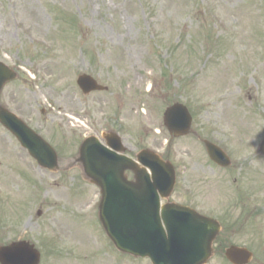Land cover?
Wrapping results in <instances>:
<instances>
[{
    "label": "rangeland",
    "instance_id": "374dc122",
    "mask_svg": "<svg viewBox=\"0 0 264 264\" xmlns=\"http://www.w3.org/2000/svg\"><path fill=\"white\" fill-rule=\"evenodd\" d=\"M0 61L18 73L0 105L60 162L40 168L0 124V246L28 241L40 264H151L107 237L100 189L77 162L86 138L114 132L127 155L149 149L174 166L171 202L234 230L208 264H229L232 244L264 264V0H0ZM82 74L108 91L84 95ZM174 103L193 116L186 137L164 124ZM205 142L234 166L215 165Z\"/></svg>",
    "mask_w": 264,
    "mask_h": 264
},
{
    "label": "water",
    "instance_id": "95a60500",
    "mask_svg": "<svg viewBox=\"0 0 264 264\" xmlns=\"http://www.w3.org/2000/svg\"><path fill=\"white\" fill-rule=\"evenodd\" d=\"M16 78L17 74L0 62V94L4 86ZM78 85L84 94L107 90L88 75L80 76ZM164 121L171 134L181 137L189 133L192 117L185 106L175 104L167 109ZM0 122L41 167L51 171L58 169V157L53 148L1 106ZM106 139L115 152L103 147L96 138H89L81 146L79 161L86 175L102 190L100 219L115 246L124 254L149 258L152 264H206L220 232L219 224L180 205L168 204L161 208L160 196L169 198L175 186L171 164L149 151L141 152L138 160L151 170L154 180L151 182L145 170L117 153L125 151L118 136L107 135ZM207 151L218 165H230L228 157L218 147L207 143ZM128 170L136 174V183L127 181L125 172ZM227 257L234 264H249L252 254L246 249L231 247ZM40 262V252L29 242L0 247V264Z\"/></svg>",
    "mask_w": 264,
    "mask_h": 264
},
{
    "label": "flooded vegetation",
    "instance_id": "af4514ba",
    "mask_svg": "<svg viewBox=\"0 0 264 264\" xmlns=\"http://www.w3.org/2000/svg\"><path fill=\"white\" fill-rule=\"evenodd\" d=\"M254 156H255V157L258 156V153L256 152ZM258 157H259V156H258ZM242 164H243V163H240L241 166H242ZM243 165L246 166L245 164H243ZM233 166H234V164L232 163L231 166H230V169H231ZM128 179H129L130 181L134 180V175H133L132 173H129V174H128ZM225 221H226V220H225ZM230 229H231V230H230ZM225 230H226V231H227V230H228V231L230 230L231 233L234 232V230H233L231 227H230V228H227V229L224 228V232H225ZM221 251H226V250H221ZM218 252H219V251H218ZM223 254H224V253H223ZM224 259L227 260L226 257H225V254H224ZM227 262L229 263V261H227ZM229 264H230V263H229Z\"/></svg>",
    "mask_w": 264,
    "mask_h": 264
}]
</instances>
